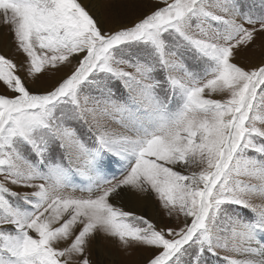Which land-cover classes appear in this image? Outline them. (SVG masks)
<instances>
[{"label": "snow or ice", "instance_id": "snow-or-ice-1", "mask_svg": "<svg viewBox=\"0 0 264 264\" xmlns=\"http://www.w3.org/2000/svg\"><path fill=\"white\" fill-rule=\"evenodd\" d=\"M120 7L146 11L105 29L82 0H0L22 56L0 54V264H103L100 237L139 264H264V54L236 62L264 0Z\"/></svg>", "mask_w": 264, "mask_h": 264}, {"label": "rangeland", "instance_id": "rangeland-1", "mask_svg": "<svg viewBox=\"0 0 264 264\" xmlns=\"http://www.w3.org/2000/svg\"><path fill=\"white\" fill-rule=\"evenodd\" d=\"M82 2L86 3L90 7L92 14L101 21L102 27L105 29L114 27L111 23L114 12L122 21L131 22L146 11V9L141 8L132 12L130 9L121 8V0H82ZM242 2L249 3L251 0H242ZM0 54L15 58L17 61L22 59V56L16 52L15 43L12 40L9 28L3 23L2 18H0ZM262 54H264V42H262L261 38L258 36L254 48L248 51H241L236 58V62L240 63L242 66L251 67L260 62ZM66 71L67 69H63L62 71L57 72L54 78L59 79L66 73ZM52 81L53 76L49 73L46 76H41L38 84L41 90H43L45 87H50ZM29 87L35 89L36 85L30 84ZM126 200L128 201L129 199L126 198ZM143 200L145 207L147 199ZM113 202L122 204L121 200ZM150 202L154 205V209L156 211V218L153 219V221L158 227L165 229L169 227H178L175 217H168L156 201L150 200ZM137 213L147 216L146 211ZM137 251L143 254V258H147L149 255L147 250L141 249ZM92 259L94 262L102 261L103 264H139L135 253H126L120 248L119 243L116 240L105 237H100L96 242H94Z\"/></svg>", "mask_w": 264, "mask_h": 264}, {"label": "bare ground", "instance_id": "bare-ground-1", "mask_svg": "<svg viewBox=\"0 0 264 264\" xmlns=\"http://www.w3.org/2000/svg\"><path fill=\"white\" fill-rule=\"evenodd\" d=\"M127 197L122 199V204L126 208H131L132 210L136 212H142L146 211L147 212V217L151 220L156 218V211L154 209V205L150 202V200H147L146 206L144 207V200L143 199H133V200H126Z\"/></svg>", "mask_w": 264, "mask_h": 264}]
</instances>
